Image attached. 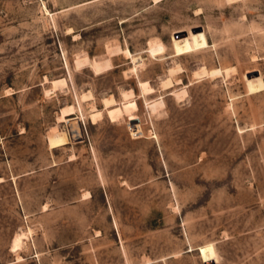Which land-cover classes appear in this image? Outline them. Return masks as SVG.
<instances>
[{
  "label": "rangeland",
  "instance_id": "1",
  "mask_svg": "<svg viewBox=\"0 0 264 264\" xmlns=\"http://www.w3.org/2000/svg\"><path fill=\"white\" fill-rule=\"evenodd\" d=\"M0 180V264H264V0H0Z\"/></svg>",
  "mask_w": 264,
  "mask_h": 264
},
{
  "label": "bare ground",
  "instance_id": "2",
  "mask_svg": "<svg viewBox=\"0 0 264 264\" xmlns=\"http://www.w3.org/2000/svg\"><path fill=\"white\" fill-rule=\"evenodd\" d=\"M124 54L130 56V53H129L128 50H125ZM139 61L140 60H136L135 62L138 64ZM51 85H52V88L53 89H55L56 87H59V86H63V85H65L64 84V79L55 80V81H53L51 83ZM163 85H165V84H163ZM139 86H140V89L143 91V93L149 94L151 92V89L148 87L147 83H139ZM184 93H185V91L183 90V92L181 94H179V95L177 94L176 97L177 98L182 97L184 95ZM82 97H84V96H82ZM130 97H132L131 96V92L130 93H124V94H122V101H123V103H129V101L132 100V99H130ZM84 98H82V100H84ZM86 99H88V98L86 97ZM102 101H103V106H104L105 109L111 108V106H113L116 103L111 96L109 98L103 99ZM70 108L71 107H69V108H62L61 109V115L58 117V121L59 122H69L70 121V120L68 121L67 118L70 117L72 114H74L73 111H72L73 108L72 109H70ZM100 116H101V113L99 111L98 112L96 111V112H94V113L91 114L90 119L92 120V122H95V120L97 118H99ZM76 119H78L79 121L82 120V118L80 116L79 117H76ZM74 123H73V125H74ZM52 131H54L55 133H53L52 135H49V137H48V146L50 147V149L54 150L55 148H59V147H62V146L67 145L68 141L66 139V135H65L64 132H61V131H58V130L56 131L55 128H53ZM0 182H1V180H0ZM23 235L22 234L21 235H17L14 238L15 240L13 239L14 240L13 249L19 248V246L21 244V241H22V238H23Z\"/></svg>",
  "mask_w": 264,
  "mask_h": 264
}]
</instances>
